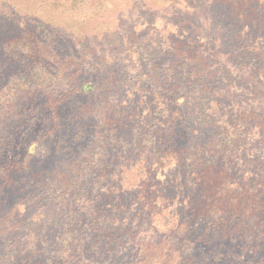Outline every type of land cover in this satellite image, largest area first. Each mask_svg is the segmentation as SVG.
I'll return each mask as SVG.
<instances>
[{
	"label": "trees",
	"instance_id": "16d2710c",
	"mask_svg": "<svg viewBox=\"0 0 264 264\" xmlns=\"http://www.w3.org/2000/svg\"><path fill=\"white\" fill-rule=\"evenodd\" d=\"M48 1L57 12L63 5H59L63 0ZM95 1L98 7L109 9L115 0ZM158 1L168 9L184 10L188 16L217 12L216 26L235 34L232 45L227 50L221 47L214 55L206 39L194 30L187 45L186 41L181 44L178 66L166 76L150 52L151 46L139 45L138 34L132 31L122 44L127 48L124 54L136 62L144 61L147 67L125 79L126 73L100 61L93 67L95 74L103 75L100 82L76 85L72 81L75 72L59 80L68 65L59 71L52 66L56 65L55 52L61 49L51 47L48 40L55 43L57 36L50 29H59L60 19L56 23L53 14L46 19L27 15L11 36L18 11L12 0H0V21L7 27L6 36L0 37V76L5 75L4 85H0V144L10 146L21 126L33 129L42 117L46 121L35 132L32 149L24 158L2 170L4 182L15 186L10 195H0V210H7L3 219L7 226L0 221L1 264H114L120 259L119 251L135 244L145 227H158L146 211L157 210L158 217L169 223L163 233L190 232L189 220L200 218L205 209L201 202L207 199L204 190L209 187V177L218 180L222 192L248 199L247 210L256 206L264 211V38L260 37L264 0ZM123 7L121 2L116 6L117 10ZM50 68L59 74V81L53 82ZM4 70L7 72L2 73ZM130 82L134 84L128 86ZM63 85L69 88L59 94L51 90ZM123 89L129 92L125 102H119L117 92ZM77 95L90 96L94 102L70 120L74 127L67 126L60 108ZM21 105L23 110L18 108ZM42 108L44 116L38 112ZM93 113L103 117L96 145L83 150L60 171L48 173L40 168L43 163L35 155L39 144L51 141L64 151L70 133L78 140L85 137V121ZM120 159L125 162L118 163ZM132 172L136 173L135 183L129 177ZM47 174H53V179ZM56 182L62 183L59 191ZM137 182L141 205L132 210L130 200H123L132 195L130 190ZM19 194L24 202L15 200ZM33 206L42 208L36 211V221H27V208ZM223 207L216 210L221 212ZM224 211L234 213L233 206ZM121 212L131 213L126 225L119 223ZM183 214L188 220L180 219ZM209 238L200 233L187 244L191 250L197 242L205 245ZM252 242L250 250L258 251L264 246V234ZM164 243L166 249L160 253L164 264H172L177 253L174 264H179L182 251ZM143 247L150 251L156 243H143ZM212 252L211 263L218 264L243 254L225 253L221 243ZM147 259L145 264L159 262L151 255ZM246 264H264V260Z\"/></svg>",
	"mask_w": 264,
	"mask_h": 264
},
{
	"label": "rangeland",
	"instance_id": "374dc122",
	"mask_svg": "<svg viewBox=\"0 0 264 264\" xmlns=\"http://www.w3.org/2000/svg\"><path fill=\"white\" fill-rule=\"evenodd\" d=\"M12 1L15 3L18 16H16L13 22L14 27H10L12 29L11 36L17 33L20 23L24 21V18L27 19V15L37 14L42 16L41 18L46 19L49 15L53 14L56 23H58L60 19L61 26L59 29H50L52 34L57 36V39H53L55 43L51 39L48 40L51 42V47L54 46L53 48H55L60 46L61 49L55 52L56 62H54V64L56 65H52L53 61H51V65L55 66L57 71L68 65L69 70L67 73H64L63 77L59 80L66 79L68 75L75 72L72 81L73 84L76 85L100 82L103 75H98L93 72V67L100 61L107 62L109 67L111 66V68H115L121 73H126L128 76L125 79L137 76L140 67H144L146 64L144 61L136 62L135 58L132 57L127 58L124 54L127 48L125 49L122 45L127 42L126 38L133 33L132 31L137 32L139 45L145 44L151 46L149 50L154 55V58L158 60V63L160 62L159 65L164 69L161 74H166V76H169V70L178 66L176 62L180 61L183 55L179 53L184 47L181 46V44L186 41L185 43L187 45V41L190 40L189 38L192 36L194 30L199 31L198 37L206 39L208 47L213 50L214 55H217L221 51V47H225L227 50L232 45L233 36L235 35L228 31H221V25L219 27L216 26L215 19L217 12L212 13L210 16L207 13H201L197 16H192V14H190L189 17L184 10H175V8L168 9L158 0H139L134 4H129L128 0H120L121 3H124L125 7V9L123 7L121 10H117L116 8L117 4H120L118 0H115L114 3L110 2L108 5L109 9L98 7V3L95 0H63L59 4L63 5L58 7L61 8L58 12L51 6V2L48 0ZM180 23H183L185 26L183 28L179 27L178 25H180ZM4 24L3 21H0V37L2 38L6 36L3 34L7 28ZM259 24L255 30H258ZM55 30L56 32H54ZM260 37L264 38V28L260 32ZM50 69L53 70V82L59 81V74H55V69ZM183 69L186 71L185 66H183ZM6 72L7 71L4 70L2 73ZM4 76L5 75L0 76V85H4ZM54 84L55 83H53V85ZM133 84L134 82H130L128 86H132ZM54 87L51 88V90H55L58 94L61 90H67L69 88L64 85L60 88ZM123 90L117 92L119 102H125L126 92H129ZM182 95H186V92H183ZM72 97L70 101L61 106L60 110L65 120V125L74 127L73 123H70V120L73 121L76 115L80 113L86 105L94 101H90V96L77 95ZM41 102L43 104V99ZM19 107V110H23L22 105L18 106V108ZM38 112H42L40 113L42 116L45 115L44 108H42V111L40 110ZM42 119L36 122L33 129L21 126V129L13 138L10 146H7V143L0 144V195H10L15 186L12 182H4L2 179V170H4V168L9 169L14 167V165L18 163L17 161H21L25 154L32 149L31 144L34 138L37 137L35 132L39 131L42 125L46 124V121H42ZM102 122V115L93 113L91 118L85 121L87 124L85 127V137L82 140H78L76 139L77 136L74 137L76 134L73 135L70 133L69 138L65 140L66 142L62 146L65 147L64 151L63 148L59 150L56 149V146L51 141H46L41 145L39 144L35 155L37 156L36 159L43 163L40 168L44 167L46 172L52 173L53 171H60L71 165L83 150L86 148L91 149L96 145L95 143H97L98 140L97 129L98 127H102ZM198 128L200 129L201 127ZM101 130H103V128H101ZM72 135L73 137H71ZM203 138H205L204 134L202 135V139ZM120 160L117 162H125V160ZM12 172L13 171L10 173ZM53 174H47L46 176H48L49 179H53L51 178L54 176ZM129 177L135 183L136 173H130ZM208 181L209 187H207V190H204L208 193L206 196L207 199L201 202V206L204 203L203 208H205L201 215H204L205 218L201 216L198 219L189 220L191 228H193L190 232L186 233L185 230H168V233V231L166 232L165 230L163 233V227L168 226L169 223L166 224V221L158 217L156 214L157 210L151 209L152 211H146L148 216H152L156 220V225H158V227L148 228L144 225L143 228H145L138 235L137 242L132 245L129 244L128 247L124 246L122 250L119 251L120 259L114 264H145L150 255L154 257L155 262L159 261L158 264H164V260L160 255L162 250L166 249L164 241H168L171 248H178L182 251L183 256L178 259L179 264H218L211 263V257H214L212 254V247L220 243L225 253L233 252L236 254L241 252L243 254L242 256H235L234 258L228 257L227 261H223L219 264H246L248 260H253L254 262L264 260V246L259 247V250L256 252L250 250V245L254 243L252 240H256L258 235L264 234V211H262L261 208H256V206L254 210L250 208L247 210L246 207L250 204L248 199L245 200L222 192L219 187V182L215 178L209 177ZM212 181L214 182L212 183ZM55 184L57 191H59L62 188V183L56 182ZM137 187L138 182L134 185V189L130 190L132 195L123 200H130L132 210L135 206L141 205L139 201L140 194ZM227 197L228 201L225 203ZM23 199H25V197L22 196V194L15 197L16 201L24 202ZM214 201L218 202L214 203ZM219 205L222 207L224 206V209L232 205L234 213H229V211H224V209H222L221 212L217 211L216 208ZM34 207L36 206L27 208V221H36V217L38 216V212L36 211L42 208L39 206L34 209ZM0 211L1 224L6 227L7 225L3 223L6 219H3L5 211L7 210ZM210 211L216 213H211ZM184 212L185 211H182L181 213ZM183 217L184 221L188 220L184 214L180 219ZM131 218V213L126 212H121L118 216L121 225L129 223ZM9 220L11 219L7 221L9 222ZM164 223L166 224L165 226ZM133 224H135V222ZM200 233H204L210 238L205 245H199L197 242L198 245L191 246L190 250L187 241L196 240ZM150 242L156 243V247L150 248V251L148 248H142L143 243ZM2 246L3 245L0 243V259L4 253ZM177 255L178 253L174 255L175 257L172 259V264H174V259ZM231 260H235V263H230Z\"/></svg>",
	"mask_w": 264,
	"mask_h": 264
}]
</instances>
